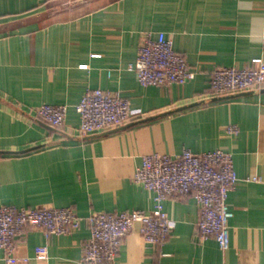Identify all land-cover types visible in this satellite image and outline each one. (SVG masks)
Returning a JSON list of instances; mask_svg holds the SVG:
<instances>
[{
	"label": "crops",
	"instance_id": "obj_1",
	"mask_svg": "<svg viewBox=\"0 0 264 264\" xmlns=\"http://www.w3.org/2000/svg\"><path fill=\"white\" fill-rule=\"evenodd\" d=\"M146 31L172 39L194 78L140 85L129 66ZM255 59L264 62V0H0V205L68 206L82 218L150 211L155 193L132 179L144 155L219 149L232 154L239 178L227 197L228 247L197 239L193 198L166 199L169 237L146 244L136 223L115 264H264V88L215 95L209 86L215 69ZM96 88L126 98L131 118L82 139L74 106ZM42 104L67 105L65 124L38 117ZM88 236L85 221L49 238L28 230L13 264H79Z\"/></svg>",
	"mask_w": 264,
	"mask_h": 264
},
{
	"label": "built area",
	"instance_id": "obj_2",
	"mask_svg": "<svg viewBox=\"0 0 264 264\" xmlns=\"http://www.w3.org/2000/svg\"><path fill=\"white\" fill-rule=\"evenodd\" d=\"M129 68L142 86L185 84L195 76L186 59L174 50L172 39L163 32L154 35L146 31L141 35L135 61ZM209 86L215 95L261 90L264 62L255 59L251 66L215 69L210 74ZM74 109L79 117L76 133L82 139L115 131L123 127L132 114L126 98L98 88L86 89ZM67 111L65 104H42L36 108L37 116L55 128L65 124ZM226 132L235 134L237 128L230 125ZM132 179L155 193L152 210L92 212L82 218L68 206L0 205V251L4 253L5 264L14 263L18 242L28 230H39L49 238L70 234L79 229L83 221L89 227V236L82 244L79 264H115L124 237L136 223L141 224L140 234L146 244L160 245L169 237L173 223L163 208L166 199L193 198L199 209L197 239H214L220 249L228 247L229 220L233 212L227 205V197L239 180L231 153L219 149L193 153L183 149L177 155L147 154ZM35 255L46 258L47 247H36Z\"/></svg>",
	"mask_w": 264,
	"mask_h": 264
}]
</instances>
